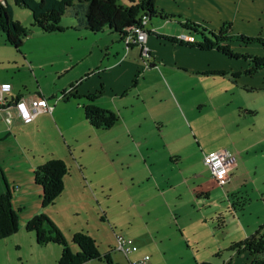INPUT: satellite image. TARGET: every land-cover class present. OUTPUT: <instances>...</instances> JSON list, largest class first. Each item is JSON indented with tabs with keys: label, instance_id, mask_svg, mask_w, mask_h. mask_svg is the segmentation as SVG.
Segmentation results:
<instances>
[{
	"label": "rangeland",
	"instance_id": "374dc122",
	"mask_svg": "<svg viewBox=\"0 0 264 264\" xmlns=\"http://www.w3.org/2000/svg\"><path fill=\"white\" fill-rule=\"evenodd\" d=\"M7 2L14 10L12 20L29 30L31 38L24 40L21 49H74L75 59L79 56V49H94L91 55H86L76 65L73 72L58 80V84L62 85L68 78L83 75L86 65L92 63L91 65L99 66L101 62V96L108 97L111 91L124 95V100L117 102L120 112L114 110L118 122L109 130H96L89 125H85L84 129L80 123L75 126L73 124L72 128L71 123L74 121L70 120L66 130L54 132L50 124L43 122L39 134L30 133L26 138L29 140L27 144L32 143V149L36 150L28 152L30 158L34 155L37 160L39 153H42L44 164L57 158L52 155L58 156L60 151L62 154H71L67 163H64L68 165L67 175L63 178V184L65 181L66 185H63L54 204L42 210V213L60 231L73 253L77 252V247L71 243L73 235L84 233L93 239L101 254H109L113 263L115 260L121 262L124 257L115 250V234H118L131 239L141 253L135 259L146 257L148 264L154 257L158 258V254L165 259H161L165 261L163 264H190L193 260L186 262L187 256L194 258L198 264H207L202 263L205 259H212L213 263H217L220 260L213 259V254L230 248L231 243L234 240L239 242L241 236L245 240L246 227L248 235H253L258 230L264 223V91L257 89L243 92L230 84L240 81L239 77L245 78L244 72L253 65L250 60L228 58L216 51L213 54H191L185 47L171 45L167 40L155 39L149 34L144 46L149 51V59L158 63V67L155 72L147 73L143 63L133 64L139 48L133 49L123 63L121 59H115V55L107 63L103 57L104 52L98 54V49L105 48L100 42L84 41L76 32L63 34L60 38L46 39L45 34L30 26V13L27 10L14 6L13 0ZM117 2L124 6L129 4V0ZM78 11L80 14V8ZM167 11L165 9L163 12L167 14ZM68 14L70 16L67 15V18L60 21L63 28L66 24L75 22L73 14ZM151 20L146 29L150 31L153 28L158 35L178 38L177 33L189 34L180 25L183 19L163 20L156 17ZM242 32L245 37L264 39V26H248ZM193 36L197 42L200 41L197 34ZM2 37L0 32V77L14 76L16 84L28 87L31 93L39 82L45 85L46 81L52 87L56 80L54 71L58 70L55 69L57 65L50 68L46 64L42 72L27 71L25 66H21V62L16 65L19 53L8 46ZM234 44L237 45V48H233L235 50L230 47L234 53L264 58L263 45H244L241 42ZM62 58L56 57L54 62L59 63L58 59ZM112 64L115 65L111 66ZM108 66L110 70L106 68ZM193 71L198 74L201 72L203 75L200 78L204 81H199V76L193 74ZM218 72H224L225 75L212 74ZM232 72H236V78H233ZM149 76H160L161 82L153 81ZM97 77H91L83 86L100 83L101 80ZM81 91L82 89L79 92ZM141 94L148 97L149 105L148 102H143ZM147 106L155 113L167 117L166 120L163 118L167 129L180 127V121L176 117L177 110H180L185 121L190 123L193 130L198 131L203 145L212 149L220 145L227 146L235 137L244 144H251L243 154L249 160L248 169L252 182H241L239 186L237 184L227 196L210 192L212 199L209 201L199 196L200 190L193 193L189 187L186 197H177L171 201L172 205L176 202L175 207L168 209V212H155L149 218L141 206L135 209L140 204L139 198L145 195L138 189H130L128 184L129 175L133 171L132 163L135 162L126 153L129 137H126L125 129L133 127L134 122L137 124L143 121L138 117ZM239 108L242 110L240 113ZM246 110L252 114H243ZM131 131L135 138L146 136V133L140 135L141 132ZM202 150L208 154L207 150ZM162 170L168 173L170 169ZM0 183L4 187L3 193L6 184L1 179V173ZM18 219L17 232L0 239V264H58L62 248L53 244L38 246L35 234L27 232L25 226L21 227L20 215ZM84 264H90V261Z\"/></svg>",
	"mask_w": 264,
	"mask_h": 264
},
{
	"label": "crops",
	"instance_id": "0c3cea01",
	"mask_svg": "<svg viewBox=\"0 0 264 264\" xmlns=\"http://www.w3.org/2000/svg\"><path fill=\"white\" fill-rule=\"evenodd\" d=\"M5 2L9 4L7 0H5ZM154 6L155 10L158 12L164 13L163 11L167 9L168 15L179 17L177 18L179 20L183 19V21L187 20L193 22L202 28L214 32L215 34L218 33L222 26L226 24L229 26L227 36H244L242 31L245 30V28H248V26H264V0H155ZM79 8L81 10L80 14L78 11ZM79 8L76 10L78 12L75 13H73V8H69L62 17L63 19L70 16L68 14L69 12L73 14V21L75 22L65 25V28H69L68 30L59 34L46 35L47 37L44 38L55 39L70 32V34L78 33L79 37L84 41H98L100 42L99 44H102L105 47L104 49H98V54L104 52L103 57L107 63L113 55H115V59H121V62L123 63V61L128 58L131 51L137 47V49L139 48V53H137V57L133 59V64L138 65L139 63H143L145 69L147 68V73H153L157 70L158 63H156L153 59L152 61L149 59L151 58L150 54L148 59L142 57L140 46L132 45L129 48H126V45L123 43L118 34L109 33L108 31L102 33H91L86 30L84 25L86 4H82ZM12 11L14 13L13 8ZM151 19L147 21L145 30L151 35H158L155 33L153 28L150 31L146 29L148 23H151ZM261 31H263V28ZM149 34H147V36H149ZM194 34L197 33H192L191 31H189V34L180 32L177 33L178 38L175 39L182 40L183 43L189 42L187 40L188 38H192L193 41H197L193 36ZM147 36L146 40L148 39ZM30 38L31 37H27L25 40ZM155 39L159 38L155 37ZM24 43L25 42H23V45ZM234 43L230 44L232 49L237 48V45ZM173 44L185 47L186 51L191 54H213L212 50L198 51L197 48L194 47L179 43H171V45ZM93 50L94 49H79V52H77L79 56L75 59L73 55L76 50L74 49H20L18 52L19 56L17 55L16 65L21 62V66H25L27 71L31 73L42 72V70H45L44 68L46 64H49L50 68H53L54 65H57L55 66V69L58 68V70L54 69V75L56 76L57 81L55 80V82L52 83V87L50 84H47L46 81L45 85L39 82L37 83L33 93L27 89L28 87L16 84L14 76L8 77L6 75L7 77H0V84L9 83L12 87L9 93L4 94V104L0 106V173L4 185L6 184L11 191L12 207L22 218L21 227H24L25 223L34 215L39 214L40 212H43L42 210H44L41 206L42 189L34 181V170L38 166L43 165L44 160L43 156H41L42 153H39L40 156L37 160L32 154L30 158L28 152L30 153L31 151L36 150L32 149V143L27 144V141H29L26 139L28 134H39L43 122L50 124L54 132H56V130L60 132H62V130H66L67 122L70 120L74 121L71 123L72 128L76 124L80 123V125H82L85 129V125L87 126L89 124L84 119L82 106L85 104L83 97L89 95V93L98 94L95 104L99 108L106 109L107 111H111L113 113H115L114 110L120 112V109L117 108V102L123 101L124 95L119 94L120 92L115 93L111 91L110 96L107 97L105 95L101 96L99 91V87L102 89V80L99 76V72L102 71L99 70L101 69V62L99 63V66L91 65L92 63L86 65L83 70V75L80 74L78 77L68 78L62 85L58 84L60 79L65 77L69 72H73L76 65L80 63L86 55H91ZM60 56L63 58L58 59L60 60L59 63L54 62V60H57L56 57ZM136 58L137 60H135ZM149 61H151V63ZM113 65L115 64H112L111 66ZM106 68L109 69L110 66ZM263 72L264 68H261L256 73L250 75L246 74L245 78L239 77L240 81L237 83L232 82L230 84L231 86L238 87V89L243 92H251L252 90L257 91V89L258 91H264ZM232 73L233 75L236 74V72ZM259 73L261 74L259 75ZM193 74H196L197 77L199 76L198 78L203 75L201 72L198 74L194 71ZM96 76H98V80H101L100 83L94 82L89 86H83L86 84L85 81L87 82L91 79V77ZM149 77L152 78V76ZM152 80L161 82V77L156 76L155 78H152ZM199 81L203 82L204 80L200 78ZM69 87L74 88L72 93L75 97L71 96L69 99H62L59 96V93L66 92ZM80 89H82L81 92H79ZM79 93H81V95ZM232 93L234 92L232 91ZM142 97L143 102H148L149 105V101H147L148 97L146 95H142ZM21 98H35L39 99L41 102H46L47 106L51 108V113H40L31 123L23 124L15 116L12 107L16 100ZM60 100H63V102H60ZM241 111L242 110L240 109L239 113ZM250 113L251 112H248L247 110L243 111V114L246 115H249ZM176 117L180 121V124L178 125L180 127L178 129H175L174 127L167 129L165 121L163 120V118L166 120L167 117L164 114L158 112L155 113L150 106H147V108L138 117L142 118L143 121L137 124L134 122L133 127L130 126L127 127L128 129H125L127 131L126 137H129V148L126 153L132 158V161L135 162L132 163L133 171L129 175L130 182H128V184L130 189H138L141 194L145 195V197L139 198L140 204L138 206H135L133 203L132 204L133 207L135 206V209L136 207L141 206L148 218L155 212L160 214L161 211L168 212V209L171 210L175 207L176 202L172 205L173 202L171 201H174L177 197H186V195L189 194V187L192 188L193 193H196V191L199 192L200 190L201 192L199 193V196H202L206 201H209V199H212L210 192H213V194H220L219 196H227V194L231 192L237 184L239 186V183L241 182H252V179L250 178V171L248 169L249 160L245 159L246 154H243L244 152H247L251 144H244L243 141L239 138L236 139L235 137V139L229 141L227 146L220 145L217 148L212 149V147H209L208 145H203L202 141L199 140L200 135H198V131L195 129L193 130L190 123L185 121L183 115L180 113V110H177ZM238 117L240 118L241 116L238 114ZM142 126L145 127L142 128ZM68 130L67 133H69ZM131 130L137 131L138 133L141 132L140 135H145L146 133V136H139L140 138H135L134 133ZM73 142L75 143V141ZM202 149L207 150L208 153L224 149L232 154L235 160V165L229 172L230 181L228 184L218 186L213 180L207 166L204 164V156L206 153L203 152ZM70 155V152L69 154H67V152L62 154L60 151V153L58 152V156H55L54 154L52 156L57 157L55 159L61 160L66 164L67 159H70ZM162 168H169L170 174H168L169 172L164 173ZM77 175L79 176L81 183L79 173H77ZM63 185L65 187V181ZM2 187L3 186L0 185L1 194L4 189V187ZM183 187L184 189H181ZM247 229L248 228L246 227V230L244 231L247 232L245 239L249 235H252L251 233L248 235ZM239 240V242L243 241L244 237L242 239L241 236V239ZM239 242L234 240L231 245ZM229 249L230 248L223 250L222 253L216 252L213 254V259L220 260L217 263H213L212 259L209 261H206L205 259L202 263L246 264V258L238 256L236 252ZM121 255L124 257L123 261L119 262L118 260H115L113 263L109 259L110 264H129L131 259H135L140 256L141 253L137 250L136 253L128 257H125L123 254ZM158 256V258H151L152 261L150 264H163L165 262L162 261L164 258L161 254H158ZM183 258H185V256ZM189 259L193 260L190 264H198L195 262L194 258H191L190 256L186 257V262L189 261ZM92 263L104 264L102 261H91L90 264Z\"/></svg>",
	"mask_w": 264,
	"mask_h": 264
},
{
	"label": "trees",
	"instance_id": "16d2710c",
	"mask_svg": "<svg viewBox=\"0 0 264 264\" xmlns=\"http://www.w3.org/2000/svg\"><path fill=\"white\" fill-rule=\"evenodd\" d=\"M86 4L84 15L85 29L91 33L118 34L124 43L125 37L132 33V28L138 26L146 32L145 25L151 18L159 17L163 20L179 18L155 10V0H129L124 6L118 4L117 0H13V5L27 10L30 14L31 27L37 28L45 35L59 34L69 28L60 26V21L69 8L78 10V5ZM13 11L9 4L3 0L0 2V32L8 46L19 52L24 40L29 37V30L23 28L12 20ZM144 24L142 23V18ZM182 29L197 33L200 41H189L183 43L175 38L155 35L156 38L165 39L171 43L197 48L198 51H216L228 58H243L250 60L253 65L244 74L250 75L264 68V58L256 56L239 55L232 52L231 43L260 44L264 46V39L256 37H245L242 35H228V26L223 25L218 35L197 24L184 20L180 23ZM132 46V45H130ZM129 46V47H130ZM143 57V56H142ZM149 53L144 58L148 59ZM207 74V73H206ZM223 76L224 72L212 73ZM233 75V74H232ZM237 74L233 75L236 77ZM73 87H69L60 97L66 99L73 96ZM98 94L84 96L85 104L82 106L84 119L94 129L109 130L116 122L118 116L111 111L96 106ZM67 167L63 161L51 159L34 170V181L42 189V209L54 204L63 187V178L67 175ZM18 213L12 207V195L10 189L5 186V191L0 194V239L8 238L17 232L19 222ZM25 230L35 234L38 246L53 244L62 248L58 264H84L91 261H102L110 264L108 254L103 255L98 251L93 239L84 233H75L71 243L77 247L73 253L66 243L60 231L54 226L45 214L40 212L25 223ZM242 258H246V264H264V223L245 240L234 243L230 249Z\"/></svg>",
	"mask_w": 264,
	"mask_h": 264
},
{
	"label": "built area",
	"instance_id": "2783aa9c",
	"mask_svg": "<svg viewBox=\"0 0 264 264\" xmlns=\"http://www.w3.org/2000/svg\"><path fill=\"white\" fill-rule=\"evenodd\" d=\"M3 2V0H0ZM143 17L142 23L144 24ZM132 33L128 34L124 39L126 48L130 45L137 44L141 47V55L147 56V47L144 46L146 41V32L142 31L138 26L132 28ZM188 41H193L192 38H188ZM11 85L9 83L0 84V106L4 104L3 96L11 91ZM13 110L15 116L23 124L31 123L35 117L40 113H51V108L47 106L46 102H41L39 99L21 98L16 100L13 104ZM204 164L207 166L208 171L217 183L218 186H224L230 181L229 172L235 165L234 157L227 150L220 149L212 151L204 156ZM115 250L123 254L125 257L130 256L137 252V248L133 245L132 240L122 235L115 234ZM129 264H148L146 257L131 259Z\"/></svg>",
	"mask_w": 264,
	"mask_h": 264
},
{
	"label": "clouds",
	"instance_id": "9594fccd",
	"mask_svg": "<svg viewBox=\"0 0 264 264\" xmlns=\"http://www.w3.org/2000/svg\"><path fill=\"white\" fill-rule=\"evenodd\" d=\"M135 45H137V44H135Z\"/></svg>",
	"mask_w": 264,
	"mask_h": 264
}]
</instances>
